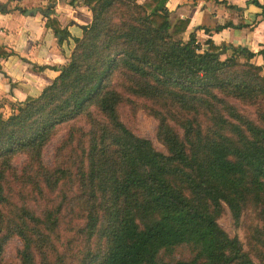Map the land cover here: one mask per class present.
I'll list each match as a JSON object with an SVG mask.
<instances>
[{
  "label": "trees",
  "instance_id": "trees-1",
  "mask_svg": "<svg viewBox=\"0 0 264 264\" xmlns=\"http://www.w3.org/2000/svg\"><path fill=\"white\" fill-rule=\"evenodd\" d=\"M83 3L92 22L58 77L0 115V264L15 239L16 264H264V76L253 55L232 48L222 60L228 47L219 56L211 41L184 42L186 23L172 27L156 0ZM132 97L151 104L161 148L120 116ZM63 128L48 167L43 152ZM74 214L81 224L60 251Z\"/></svg>",
  "mask_w": 264,
  "mask_h": 264
},
{
  "label": "crops",
  "instance_id": "crops-1",
  "mask_svg": "<svg viewBox=\"0 0 264 264\" xmlns=\"http://www.w3.org/2000/svg\"><path fill=\"white\" fill-rule=\"evenodd\" d=\"M143 4L148 0H137ZM162 6L164 0H156ZM51 10L49 13L48 11ZM163 10L172 27L185 22L181 39L194 35L202 50L207 41L229 50L244 49L264 76V0H166ZM35 13V14H32ZM55 20L66 38L47 27ZM92 15L83 0H0V115L37 98L68 63ZM230 27L216 31L218 27ZM221 51V52H222ZM244 61L243 59H241Z\"/></svg>",
  "mask_w": 264,
  "mask_h": 264
},
{
  "label": "rangeland",
  "instance_id": "rangeland-1",
  "mask_svg": "<svg viewBox=\"0 0 264 264\" xmlns=\"http://www.w3.org/2000/svg\"><path fill=\"white\" fill-rule=\"evenodd\" d=\"M226 57L223 56L222 60H224ZM152 106L149 102L143 101L140 98H134L132 97L129 104H125L121 106L119 112L120 116L126 122V124L134 131V133L137 136L147 138L151 141H153L154 145H156L157 148H161L159 146V143H157L155 134H156V126L157 121L151 114ZM84 126V122H83ZM66 129H61L57 136L53 139V141L46 147V149L43 152L42 159L46 166L50 167L53 165L55 160V149L62 143L64 137L66 136ZM24 159L20 158L15 160L14 166L17 169H20L21 165L23 164ZM75 213H78V210L75 211ZM80 216L82 215H73L69 218L67 216L65 220L62 223V241L60 243V251H63L69 246V241L73 240V234L70 232H67L71 227L75 226L73 228V233L76 231V226H79L81 224ZM69 222H72L71 224ZM65 224H68L67 226ZM220 226L225 229L230 234H235L236 230L234 229V226L232 228V222L227 214L223 216V218L220 221ZM241 239H244L246 235V229L243 228L239 231V234ZM73 250L79 248L77 243L72 245ZM21 248V243L15 239L12 242L9 243V245L4 249L3 255H2V262L5 264H16V257H17V251ZM181 256L188 257L186 253H181L177 255V258Z\"/></svg>",
  "mask_w": 264,
  "mask_h": 264
},
{
  "label": "water",
  "instance_id": "water-1",
  "mask_svg": "<svg viewBox=\"0 0 264 264\" xmlns=\"http://www.w3.org/2000/svg\"><path fill=\"white\" fill-rule=\"evenodd\" d=\"M32 14H35V13H32ZM224 54V52L222 51V52H220L218 55L219 56H222Z\"/></svg>",
  "mask_w": 264,
  "mask_h": 264
}]
</instances>
